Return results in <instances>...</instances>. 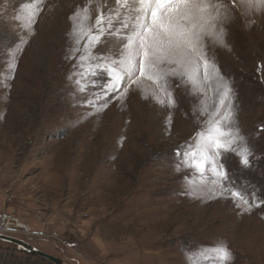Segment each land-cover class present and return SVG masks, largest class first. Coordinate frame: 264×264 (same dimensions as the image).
<instances>
[{"label":"rangeland","instance_id":"1","mask_svg":"<svg viewBox=\"0 0 264 264\" xmlns=\"http://www.w3.org/2000/svg\"><path fill=\"white\" fill-rule=\"evenodd\" d=\"M226 2L227 46L205 40L218 76L209 83L201 70L196 85L170 77V107L148 79L105 94L101 72L80 90L85 69L69 58V17L88 0H0V212L44 231L1 235L65 264H216L201 254L216 244L231 250V264H264V205L248 209L215 180L189 183L191 170L178 168L176 155L208 118L196 110H215L222 77L253 152L251 167L232 153L223 163L235 189L264 200V6ZM97 4L107 12L115 0H93V10ZM100 54L118 59L119 47L106 39L93 50ZM7 242L0 238V260L24 258Z\"/></svg>","mask_w":264,"mask_h":264},{"label":"snow or ice","instance_id":"2","mask_svg":"<svg viewBox=\"0 0 264 264\" xmlns=\"http://www.w3.org/2000/svg\"><path fill=\"white\" fill-rule=\"evenodd\" d=\"M244 2L250 8L264 6V0ZM92 3L93 0H88L69 17L72 21L69 58L78 57L77 66L85 69L75 81L81 91L86 90L91 77L101 72L108 81L100 85L105 94L119 91L122 83L129 87L139 86L141 79H148L158 85L167 98V105L174 107L176 101L168 83L170 77L179 78L185 85H196L201 70L204 80L209 83L213 82L214 73L218 76L205 40L209 38L215 44L227 46L222 21L228 20V12L233 6L226 0H115V6L107 12L99 4L93 10ZM35 14L28 12L25 27L31 28ZM109 38L119 47V58L104 54L94 56L93 50ZM14 68L15 64L10 63L8 71ZM220 81L213 88L217 98L215 110L208 112L207 107L196 110L198 115L207 114L208 118L203 122L198 120L200 128L196 135L176 149L180 158L178 168L191 170L189 183L197 179L215 180L225 185V191L248 209L259 207L264 205V200H259L254 191L235 189L223 163V156L232 153L239 158L242 167H251L253 152L243 143L245 138L236 126L231 84L222 77ZM154 98L165 103L164 99ZM201 254L216 264H231L233 259L231 250L224 244L213 245Z\"/></svg>","mask_w":264,"mask_h":264},{"label":"built area","instance_id":"3","mask_svg":"<svg viewBox=\"0 0 264 264\" xmlns=\"http://www.w3.org/2000/svg\"><path fill=\"white\" fill-rule=\"evenodd\" d=\"M24 225L21 221L13 215V213L2 211L0 212V234H16L24 229ZM26 228V227H25ZM27 232H31L34 236H43L44 231L27 229Z\"/></svg>","mask_w":264,"mask_h":264},{"label":"trees","instance_id":"4","mask_svg":"<svg viewBox=\"0 0 264 264\" xmlns=\"http://www.w3.org/2000/svg\"><path fill=\"white\" fill-rule=\"evenodd\" d=\"M8 243H10V242H7V244ZM11 244H13V243H11ZM13 246L15 248L18 247L15 244H13ZM19 252L24 255V258H20L19 260H14V258L12 256L11 257L9 256V255H12V254H4V255H2V259L0 260V264H5V263H7V264H34V263L35 264H45V263L53 264L49 260H47V259H45V258H43V257H41V256H39L37 254L31 253V252H27V251H25V250H23L21 248H19ZM32 257H34V258H32ZM29 259H33L31 261L32 263L28 262Z\"/></svg>","mask_w":264,"mask_h":264},{"label":"water","instance_id":"5","mask_svg":"<svg viewBox=\"0 0 264 264\" xmlns=\"http://www.w3.org/2000/svg\"><path fill=\"white\" fill-rule=\"evenodd\" d=\"M0 238L15 244L16 246H18L19 248H21L27 252L37 254V255L49 260L53 264H65V261H63L62 259L55 257L51 254L45 253V252L35 248L34 246L26 243L25 241H22V240H19L16 238H12V237H8V236H4L1 234H0Z\"/></svg>","mask_w":264,"mask_h":264},{"label":"bare ground","instance_id":"6","mask_svg":"<svg viewBox=\"0 0 264 264\" xmlns=\"http://www.w3.org/2000/svg\"><path fill=\"white\" fill-rule=\"evenodd\" d=\"M25 227H27L28 230H30L29 226H27L26 224H24L23 222H21Z\"/></svg>","mask_w":264,"mask_h":264}]
</instances>
